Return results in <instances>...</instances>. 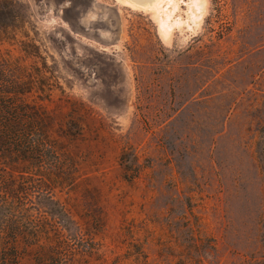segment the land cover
Instances as JSON below:
<instances>
[{"label": "rangeland", "instance_id": "rangeland-1", "mask_svg": "<svg viewBox=\"0 0 264 264\" xmlns=\"http://www.w3.org/2000/svg\"><path fill=\"white\" fill-rule=\"evenodd\" d=\"M12 1L0 50L56 80L66 264H264V0Z\"/></svg>", "mask_w": 264, "mask_h": 264}, {"label": "trees", "instance_id": "trees-1", "mask_svg": "<svg viewBox=\"0 0 264 264\" xmlns=\"http://www.w3.org/2000/svg\"><path fill=\"white\" fill-rule=\"evenodd\" d=\"M12 2L0 0V36L14 27L2 15ZM17 46L22 54L0 50V264H19L28 251L33 264H66L70 214L52 190L72 174L45 105L56 80L35 42Z\"/></svg>", "mask_w": 264, "mask_h": 264}, {"label": "bare ground", "instance_id": "bare-ground-1", "mask_svg": "<svg viewBox=\"0 0 264 264\" xmlns=\"http://www.w3.org/2000/svg\"><path fill=\"white\" fill-rule=\"evenodd\" d=\"M122 1H124L125 3H127V4H129V5H131V6H138V7H146V8H154V7H151V6H153L154 5V3L152 2L151 3V1H153V0H147V1H143V2H137V1H135V0H122ZM123 2V3H124ZM155 4L157 5V7H159L160 6V4H161V0H156V2H155ZM156 5H154V6H156ZM156 7V8H157Z\"/></svg>", "mask_w": 264, "mask_h": 264}, {"label": "water", "instance_id": "water-1", "mask_svg": "<svg viewBox=\"0 0 264 264\" xmlns=\"http://www.w3.org/2000/svg\"><path fill=\"white\" fill-rule=\"evenodd\" d=\"M135 1H137V2H143V1H147V0H135Z\"/></svg>", "mask_w": 264, "mask_h": 264}]
</instances>
